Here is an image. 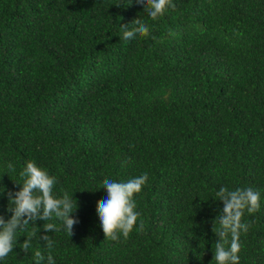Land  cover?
<instances>
[{
  "label": "trees",
  "instance_id": "trees-1",
  "mask_svg": "<svg viewBox=\"0 0 264 264\" xmlns=\"http://www.w3.org/2000/svg\"><path fill=\"white\" fill-rule=\"evenodd\" d=\"M173 3L152 20L136 0H0V215L34 160L79 221L37 220L25 252L30 222L0 264H215L221 187L260 192L238 256L264 264V0ZM138 17L150 35L123 40ZM143 173L133 231L105 239L103 181Z\"/></svg>",
  "mask_w": 264,
  "mask_h": 264
},
{
  "label": "clouds",
  "instance_id": "clouds-1",
  "mask_svg": "<svg viewBox=\"0 0 264 264\" xmlns=\"http://www.w3.org/2000/svg\"><path fill=\"white\" fill-rule=\"evenodd\" d=\"M143 6L144 12L152 20L165 15L170 9L175 10L173 0H136ZM125 41L132 40L137 36L147 37L150 35L149 26L142 18H135L130 24L121 25ZM154 38V37H153ZM8 168L14 170L9 163ZM23 183L18 191H8V211L12 213L8 220L0 215V260H4L14 250L17 244V232L26 229L32 222L33 232L22 243V251L27 252L31 247V239L37 235L39 228L35 226L37 220L52 221L54 218L62 220L69 236L73 235V225L78 219L72 215L78 209V203L67 192L58 196L54 189L57 183L56 177L40 166L34 160L25 162L20 172ZM148 181V174L131 178L125 182H116L112 179L103 181V189L107 197L97 201V215L100 227L105 239L117 240L122 235L127 238L133 231L141 213L136 211L134 195L141 192ZM217 200L223 202L222 214L213 221L212 231L218 237L214 244L213 261L215 264H239L238 253L241 251V233L247 234L251 224L244 221L245 213L252 215L260 209V192L252 188H237L229 190L221 187L217 193ZM218 222L219 227L215 226ZM45 232L57 230L55 223H44ZM144 224L141 221L139 230L143 231ZM230 237V239H229ZM46 243V247H53L49 235L39 237ZM36 264L45 261L44 255L37 250L34 256ZM47 264H55L52 255L47 256Z\"/></svg>",
  "mask_w": 264,
  "mask_h": 264
}]
</instances>
